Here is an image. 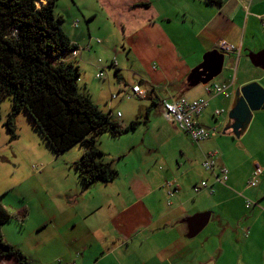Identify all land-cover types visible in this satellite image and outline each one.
I'll return each mask as SVG.
<instances>
[{
	"label": "crops",
	"instance_id": "1",
	"mask_svg": "<svg viewBox=\"0 0 264 264\" xmlns=\"http://www.w3.org/2000/svg\"><path fill=\"white\" fill-rule=\"evenodd\" d=\"M75 1L90 39L94 23L99 28H124L123 48L127 45L129 60L146 66L140 76L144 96L151 101L187 92L207 97L209 104L198 119L216 127L217 134L194 141L160 105L151 108L146 122L136 128L141 132L131 130L112 141L103 137L114 151L118 176L83 189L71 166L74 173L67 175L64 186L50 190L36 218L40 245H45L42 264H264V109L253 113L239 137L230 129L223 131L225 111L214 115L216 109L232 106L238 87L254 80L264 86V69L250 59L264 47V0H93L91 6ZM71 17L70 26L76 30L69 37L79 45L83 29L73 25L74 13ZM186 33L197 40L195 54L177 46L179 38L182 44L191 43ZM221 38L236 47L226 53L233 68L213 81L230 86L228 97L211 93L205 84L189 87L185 79L201 62L200 53L217 48ZM88 51L67 60L80 68L89 63ZM118 57L120 62L112 58L109 66L115 62L119 68L123 62ZM136 113H121L122 122L118 120L126 125ZM80 150L70 156L71 163L81 156ZM212 150L218 151V164L228 168L223 183L216 177L218 166H203ZM257 165L263 167L258 184L248 187ZM167 180L174 181L172 195L164 185ZM202 180L208 186L195 190ZM203 211L211 212L208 223L188 237L186 219Z\"/></svg>",
	"mask_w": 264,
	"mask_h": 264
},
{
	"label": "trees",
	"instance_id": "2",
	"mask_svg": "<svg viewBox=\"0 0 264 264\" xmlns=\"http://www.w3.org/2000/svg\"><path fill=\"white\" fill-rule=\"evenodd\" d=\"M56 1L0 0V104L11 97L5 125L12 138L16 136L15 117L24 110L54 154L79 145L82 154L71 165L86 189L118 176V170L98 146L99 135L108 132L116 138L136 129L162 100L153 99L125 125L112 110H102L89 93L80 91V68L67 60L78 45L62 29L63 17L54 12ZM65 53L68 55L62 58ZM119 69L115 67V76L120 82ZM12 216L0 197V258L10 257L15 264H34L3 237L1 228ZM3 246L9 250L3 251Z\"/></svg>",
	"mask_w": 264,
	"mask_h": 264
},
{
	"label": "rangeland",
	"instance_id": "3",
	"mask_svg": "<svg viewBox=\"0 0 264 264\" xmlns=\"http://www.w3.org/2000/svg\"><path fill=\"white\" fill-rule=\"evenodd\" d=\"M75 2V0H57L54 12L56 15L63 17L60 25L70 37L73 36V31L76 30V28L70 26L71 14L74 13V17L77 16L80 21L78 27L83 29L82 33L84 34V38H82L83 36L81 37L82 39H80L78 46H84L89 41L93 45L87 54L89 63L84 66H82V63L80 64L79 90L89 93L93 102L104 111L112 110L114 114L117 111L125 114L137 111L135 119L140 112L144 111L146 106L151 104V100L148 97H140L131 92V86L134 83L139 84L143 88L144 82L140 80V76L143 69L146 70V66L139 67L129 60L127 45L123 48L124 28L121 26L113 27L102 24L99 28L94 23L91 27L92 39H90L86 20L78 11ZM84 2L91 6L93 0H84ZM81 5L83 6V4ZM102 34H108L107 38ZM98 37L102 39V43H96V38ZM184 37L191 43L188 45L182 44L181 38L176 39L179 50L181 52L189 50L190 53L195 54L197 50L194 49H197L198 46L196 38L189 33H186ZM191 47L194 52H191ZM200 54V61H202L204 53ZM67 55L68 53H65L61 57L65 58ZM184 55L187 56L186 54ZM118 56L121 57L123 62L118 70L121 77L120 82L115 76L116 66H109L112 58L117 64L120 62ZM98 58H101L102 61L98 62ZM97 65H103L105 69V75L101 78L96 77ZM216 79L218 78H214L207 84H212ZM159 86L160 84L155 85V87L162 89ZM196 86L203 87V84ZM185 95L195 97V95L188 94V92ZM10 108L11 97L8 96L0 104V197L13 216L9 222L2 226L1 232L7 244L21 249L23 253L34 260V264H42L44 261V252L42 250L45 245H40L41 232H38L39 227L37 226L36 218L39 212L41 213L44 210L43 204L46 202L45 200L50 190L62 188L67 175L74 173L70 156L73 153H77L80 148L77 146L63 153L54 154L24 110L19 111L15 117L16 136L12 138L5 125ZM222 108L225 112L221 117L228 118V112L231 107L224 105ZM140 118L143 120L142 117ZM119 119L121 121L122 117L120 116ZM142 123L145 122L142 121L140 124ZM135 131L141 132V128L132 132ZM127 133L129 131L123 132L118 137L122 138L128 135ZM105 136L110 137L111 140L109 141H112L113 138L108 132L103 133L98 137V146L105 152L104 158L111 161L114 166L112 160L114 151L111 149L110 143L103 142L102 139ZM81 152L80 150V154ZM0 264H15V262L10 257H1Z\"/></svg>",
	"mask_w": 264,
	"mask_h": 264
},
{
	"label": "built area",
	"instance_id": "4",
	"mask_svg": "<svg viewBox=\"0 0 264 264\" xmlns=\"http://www.w3.org/2000/svg\"><path fill=\"white\" fill-rule=\"evenodd\" d=\"M262 20V25L264 29V15H260ZM79 19L76 18L73 21V25L78 27ZM96 43H102L101 38H96ZM83 49L91 50L92 44L88 43L84 46H78L74 49L70 55L76 57L79 55L80 51ZM220 52L230 53L236 49L235 45L227 41L225 38L219 39L217 42V48ZM102 59L98 58V62ZM115 64V62H113ZM98 71L96 72V77L101 78L105 75V69L103 65H97ZM207 89L214 94H222L225 97L230 96L231 91L229 90V85L227 83H216L207 84ZM131 92L135 95L144 96L146 91L137 83L131 86ZM209 104V99L203 96L190 97L186 95H174L165 98L161 102L163 112L176 123L177 127L187 133L194 141L200 142L211 138L217 134L216 127H209L201 123L198 119L200 114ZM225 110L223 108H218L215 110L214 115H221ZM121 113H117V117H120ZM203 166L206 169H214L216 166L219 168V173L217 174V180L220 182H225L228 179V168L225 165L218 164V151L212 150L209 155L203 160ZM263 167L257 165L253 171L251 178L248 180V187H254L258 184V177L262 173ZM168 188V193L172 195L174 193V181L167 180L164 183ZM208 186L205 180H202L199 184L195 185V190H199L202 187ZM212 191V190H211ZM252 201L247 199L246 206L250 207Z\"/></svg>",
	"mask_w": 264,
	"mask_h": 264
},
{
	"label": "water",
	"instance_id": "5",
	"mask_svg": "<svg viewBox=\"0 0 264 264\" xmlns=\"http://www.w3.org/2000/svg\"><path fill=\"white\" fill-rule=\"evenodd\" d=\"M227 54L218 49L206 51L202 61L195 65L187 75L186 82L189 87L198 84H207L233 65L226 62ZM253 65L264 69V47L257 52L250 54ZM264 109V86L259 81H250L238 87L234 93V101L228 112L227 123L223 131L232 130L234 136L239 137L249 125L253 113ZM210 211L195 213L186 219L188 225V237L195 236L208 223ZM8 251V246L2 247Z\"/></svg>",
	"mask_w": 264,
	"mask_h": 264
},
{
	"label": "clouds",
	"instance_id": "6",
	"mask_svg": "<svg viewBox=\"0 0 264 264\" xmlns=\"http://www.w3.org/2000/svg\"><path fill=\"white\" fill-rule=\"evenodd\" d=\"M71 56V55H70ZM205 85H207V84H205ZM184 95V94H183ZM140 96V95H139ZM162 102V101H161Z\"/></svg>",
	"mask_w": 264,
	"mask_h": 264
}]
</instances>
